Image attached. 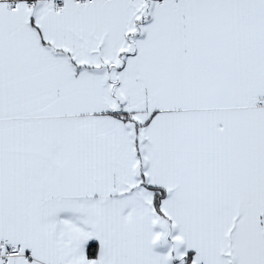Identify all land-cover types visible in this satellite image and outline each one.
I'll list each match as a JSON object with an SVG mask.
<instances>
[{
    "label": "snow or ice",
    "instance_id": "snow-or-ice-1",
    "mask_svg": "<svg viewBox=\"0 0 264 264\" xmlns=\"http://www.w3.org/2000/svg\"><path fill=\"white\" fill-rule=\"evenodd\" d=\"M0 264H264V0H0Z\"/></svg>",
    "mask_w": 264,
    "mask_h": 264
}]
</instances>
